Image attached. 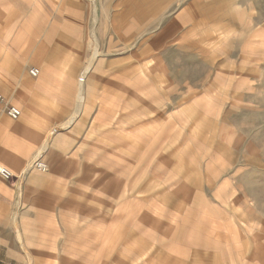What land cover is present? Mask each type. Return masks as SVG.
I'll use <instances>...</instances> for the list:
<instances>
[{"label": "crops", "instance_id": "1", "mask_svg": "<svg viewBox=\"0 0 264 264\" xmlns=\"http://www.w3.org/2000/svg\"><path fill=\"white\" fill-rule=\"evenodd\" d=\"M260 59L264 0H0V264H264L222 117Z\"/></svg>", "mask_w": 264, "mask_h": 264}, {"label": "rangeland", "instance_id": "2", "mask_svg": "<svg viewBox=\"0 0 264 264\" xmlns=\"http://www.w3.org/2000/svg\"><path fill=\"white\" fill-rule=\"evenodd\" d=\"M217 18L224 20L221 12L217 14ZM232 29L229 26L218 28V52L222 55L219 63L222 58L228 56L227 47L231 42L232 35L230 31ZM238 62L240 63L241 61L238 60ZM169 63V60L139 59V72L150 71L152 73V69L159 68L158 71L154 72L156 74L154 78L162 80ZM247 65L250 68L249 70H251V74L242 91L244 105L242 107L228 106L222 117L226 119V123L229 125L227 128L228 133L231 134L232 139L234 138V141L231 140L234 148L233 152L237 149L234 158H237L238 162H242L245 165L240 180L244 184L245 190L248 191L250 198L255 202V206L264 213V59L250 61ZM226 66L228 65L219 64V67ZM238 133L241 139L237 140L236 136ZM259 166H263V168L260 167L259 171H257ZM257 174L259 178H257ZM250 223L256 229H263L264 231V223L262 221L251 220ZM260 237L263 236H257L256 239L261 244L262 239ZM247 256L254 257L261 262L264 261V252L260 249V246L257 251L247 253Z\"/></svg>", "mask_w": 264, "mask_h": 264}, {"label": "built area", "instance_id": "3", "mask_svg": "<svg viewBox=\"0 0 264 264\" xmlns=\"http://www.w3.org/2000/svg\"><path fill=\"white\" fill-rule=\"evenodd\" d=\"M38 72H39V69H38L37 67H33V68L31 69V73H32V75H34V76H36V75L38 74ZM2 99H3V97H2V95H1V93H0V101H1ZM8 114L10 115L11 118H13V119H17V118L20 116L21 111H20V109H19L17 106H15V105H9V107H8ZM35 167H36L37 169H39V170H45L46 167H47V165H46V163H45L44 161H42V160H37V161L35 162ZM0 172H1L5 177H7V178H10V177L12 176L11 171H10L8 168L4 167L3 165H0Z\"/></svg>", "mask_w": 264, "mask_h": 264}]
</instances>
